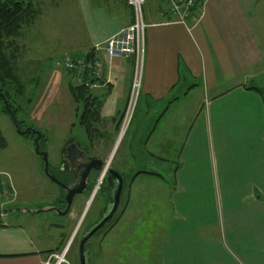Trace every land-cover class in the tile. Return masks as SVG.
<instances>
[{
	"label": "crops",
	"instance_id": "1",
	"mask_svg": "<svg viewBox=\"0 0 264 264\" xmlns=\"http://www.w3.org/2000/svg\"><path fill=\"white\" fill-rule=\"evenodd\" d=\"M50 1L34 0V18L19 31L42 22ZM68 1L77 12L68 20V48L59 57L82 56L131 22L124 0H77L80 12L76 0ZM259 1L203 0L202 6L194 5L198 16L186 28L166 22L161 1L145 0L143 67L135 105L140 99L141 112L148 115L157 102L174 98L158 114L168 121L147 150L172 163V186L164 189V220L154 231L159 245L152 264H264V108L259 96L246 89L264 73V45L256 29ZM75 16L78 25L73 26ZM48 51L53 54L37 52L34 67L48 73L47 78L59 71L51 64L44 67L43 60L53 61L59 54ZM18 54L12 59L16 71L21 66ZM91 57L97 81L88 91L98 101L100 117L93 125L104 133L108 124L116 125L126 105L132 58L108 61L102 50ZM149 176L164 183L162 175ZM5 214L0 264H40L44 251L55 246L30 235L21 219L5 220Z\"/></svg>",
	"mask_w": 264,
	"mask_h": 264
},
{
	"label": "rangeland",
	"instance_id": "2",
	"mask_svg": "<svg viewBox=\"0 0 264 264\" xmlns=\"http://www.w3.org/2000/svg\"><path fill=\"white\" fill-rule=\"evenodd\" d=\"M50 2L42 22L19 31L22 27L20 25L15 35L2 38V53L6 58L14 60L16 52H19L16 63L24 67L17 68V87L24 91L20 92V95L17 94L18 96L16 86L9 91L10 95H13V91L15 93L14 99L10 97L17 109L14 119L19 130L32 128L43 136L38 141V150L45 153L47 167L51 168L61 161L60 154L67 140L73 139L82 143L85 138L77 118L80 106H75L66 92L69 77L64 75L61 69H58V75L49 78L46 76L48 73L43 75L40 69H34L37 52L47 51L53 54L48 50H56L59 54L51 58L58 56L55 60H59L63 57L59 56L68 48V20L72 21V12H77L69 7L68 0ZM76 3L79 11L77 0ZM144 7L145 3L142 14ZM257 9L256 15L260 22L256 24V29L261 33L259 37L264 45V0L259 1ZM75 18L76 16L72 22L73 26L78 25ZM43 61L44 67L50 68L51 59ZM132 71L133 69L131 74ZM252 85L263 89L264 73L253 84L250 82L246 86ZM180 88L182 91L184 87ZM139 89L140 85L137 97ZM170 100L172 97L157 102L153 105L155 107L150 108L148 115H145L141 112L140 104L143 102L139 99L122 133L121 115L116 120V125L108 124L109 127L102 131L104 133L90 143L91 153H95L101 161H107L108 168L123 176L127 173L126 181L133 178V182L122 190L110 226H106L107 230L104 233H95L88 240L89 264H152L159 245L158 236L154 231L164 220V189L172 186V163L168 159L162 161L156 155H149L147 150L155 143V139H159L160 132L168 121V117L161 118L158 114H162L163 108L168 106ZM187 101L189 100L180 101L177 107ZM2 106L0 101V133L5 140V147L0 150V183L12 191L7 196L0 197V209L7 207V204L10 207L29 210L52 207L50 205H54L58 198L57 188L42 173V160L34 151L33 135H19L10 117L2 112ZM153 131L152 137L145 145V140ZM117 137L118 140L115 141ZM144 172L162 175L166 182L162 183ZM99 175L100 173L88 193L75 200L70 213L64 217L55 212L33 215L10 212L5 214L4 219H21V223L19 220L15 223L21 224L30 235L35 233V237L43 239L49 247L55 246L57 252L67 245L65 258L69 264H77V240L86 229L98 221L100 213L105 209L106 193L99 189L103 177L101 183H97L99 185L95 192L91 194ZM128 189H131V198L127 207ZM8 199L9 203L3 202ZM1 217L0 214V221Z\"/></svg>",
	"mask_w": 264,
	"mask_h": 264
},
{
	"label": "built area",
	"instance_id": "3",
	"mask_svg": "<svg viewBox=\"0 0 264 264\" xmlns=\"http://www.w3.org/2000/svg\"><path fill=\"white\" fill-rule=\"evenodd\" d=\"M164 6V11L168 15V23H175L188 27L189 19L194 20V5L203 0H159ZM145 0H126V5L131 10V22L126 27L109 37L102 43L92 46V52L104 51L108 61L112 58L130 56L132 58V74L129 85V93L120 122V133H122L132 115L136 104L138 88L141 82V70L143 67V33L145 24L142 17V7ZM190 25V24H189ZM51 66L56 69L81 72L85 63L80 58H73L63 55L59 60L51 61ZM103 172L100 173L101 178ZM98 178V179H99ZM4 187V186H3ZM8 195L6 187L0 189V197ZM66 249L53 253L40 261V264H67L65 259Z\"/></svg>",
	"mask_w": 264,
	"mask_h": 264
},
{
	"label": "trees",
	"instance_id": "4",
	"mask_svg": "<svg viewBox=\"0 0 264 264\" xmlns=\"http://www.w3.org/2000/svg\"><path fill=\"white\" fill-rule=\"evenodd\" d=\"M33 1L34 0H0V94L6 99L7 109L4 107V102L1 97L0 101L3 104L2 112L8 116L9 112L13 113L14 116L17 112L16 107L12 104L15 93L13 91V95H10L9 91L13 86L17 87V82L19 83V80L17 79L13 60L6 58L2 53V38L15 35L20 25L28 22L30 23L33 20L35 13L33 10ZM124 3L126 4V0H124ZM197 16L198 13H194V17L196 18ZM91 52L92 51L89 50L82 56H72L73 58H80L84 61L85 67L81 72L76 73L75 71L62 70L67 76L69 74L72 78L77 80V84L67 82L66 88L71 101L75 106H80L81 110L78 114V123L86 133L89 132L90 127L98 123L100 119L98 114V101L88 91V86L97 81V78L91 74L93 68ZM246 89L255 92L259 96L264 108V89L257 88L253 85L246 87ZM23 90L24 89L20 90V88L17 87L16 95H20V92L23 93ZM172 100H174V98ZM42 138L43 136L41 135L40 140ZM4 147L5 140L0 133V150ZM144 173L160 177V175L156 173ZM164 182H166L165 179ZM0 189H4V187L1 185ZM106 190L107 196L108 188ZM7 191L11 193L12 190L7 188Z\"/></svg>",
	"mask_w": 264,
	"mask_h": 264
},
{
	"label": "flooded vegetation",
	"instance_id": "5",
	"mask_svg": "<svg viewBox=\"0 0 264 264\" xmlns=\"http://www.w3.org/2000/svg\"><path fill=\"white\" fill-rule=\"evenodd\" d=\"M78 118V117H77ZM99 130H97V128L95 126L90 127L89 132H85L84 131V138H85V142L79 143L73 139H69L65 142V144L63 145L62 148V153L60 154V158L61 161H59L58 165H54L53 167H47V171L48 173L55 178L58 182H60L62 185H64L65 187H70L72 185H74L77 181L78 175L83 171V169L87 166H94L96 165V163L94 162H89L87 160V157H97V155L95 153H91L89 150L90 147V143H92L93 139H97L100 136ZM41 135V134H40ZM96 155V156H95ZM58 158V157H57ZM100 159V158H98ZM101 160V159H100ZM65 165V167H63V163ZM43 168V165H42ZM43 173V170H42ZM100 173V171H96V170H90L86 176V179L84 181V184L81 186V192L78 194L73 195L68 211L63 215V217L65 215H67V213H70L72 204L75 200L80 199V197L84 196L86 193H88V191L91 189L92 184L95 181V178L98 176V174ZM121 174V173H120ZM127 174V173H126ZM126 174L123 176V174H121V178H122V190L126 187L127 184H131L133 182V178H129L128 181H126ZM45 176V175H44ZM46 177V176H45ZM102 177L104 178L103 182H99L100 188L99 189H103L104 193H106V189L108 188V195L105 197V209L100 213L98 219H100V217L109 209L110 207V192L114 186V181L111 179V177L109 175L106 174V172L103 173ZM48 179V177H46ZM50 181V179H48ZM51 183H53L52 181H50ZM96 183V182H95ZM55 185V187L57 188V192H58V198H56L55 204L54 205H50L56 209H58L59 211H62L65 208V202H64V195H65V191L62 188H59L55 183H53ZM98 187V186H97ZM121 190V192H122ZM106 195V194H105ZM8 199L7 201H3L6 204L9 203ZM120 201V199H119ZM119 204V203H118ZM11 205V204H10ZM7 207H4L3 209H8L14 206H8V204L6 205ZM118 206V205H117ZM112 219V218H111ZM111 219L104 225V227L102 229H100L97 233H104L107 230V227L110 226V222ZM109 224V225H108ZM108 225V226H107ZM107 226V227H106ZM88 229H86L81 236L87 231ZM81 237H79L80 239ZM79 239L77 240V247H76V258H77V264L78 263V242ZM88 243V241H87ZM86 243V247H85V251H86V264H89V261L87 260V256H88V244ZM57 250L54 247V249H49V251H44V257L51 255L53 253H56ZM66 259V258H65ZM67 264L68 261L66 259Z\"/></svg>",
	"mask_w": 264,
	"mask_h": 264
},
{
	"label": "water",
	"instance_id": "6",
	"mask_svg": "<svg viewBox=\"0 0 264 264\" xmlns=\"http://www.w3.org/2000/svg\"><path fill=\"white\" fill-rule=\"evenodd\" d=\"M0 97L3 99L4 107L7 109V102H6L5 97L2 94H0ZM9 117L12 123L15 125L16 130L19 135H24L26 133H30L33 135V148H34L35 153H37V155L41 157L42 165H43V168H42L43 174L46 177H48L50 181L55 183L59 188H62L65 191V195H64L65 208L62 211H59L58 209L54 207H45V208H41L38 210H29V209L21 208V207H11L8 209H0V214L10 213V212H21V213H27V214L33 215V214H39V213L55 212L57 213V215L63 216L68 211L73 195L81 192V186L84 184L86 176L90 170L93 169L96 171H100V173L106 172V174L109 175L111 179L115 182L110 192L109 209L100 217V219H98L96 223H94L92 226L88 228V230L82 235V237L80 238L78 242V263L86 264V251H85L86 246L85 245L87 241L91 238V236H93L96 232H98L100 229L104 227V225L113 217L117 209V205L119 203L120 194L122 190V178L120 174L114 171L113 169L108 168L107 161L103 162L100 159L91 156V157H87V160L89 162L96 163V165H94L93 167L90 165H87L83 169V171L78 175L76 183L70 187H65L60 182H58L55 178H53L47 171L46 155L44 152L38 150V147H39L38 141L41 138L40 133L32 128H25L24 130H19L16 120L14 119L13 113L9 112ZM97 183L98 181H96L91 194H93Z\"/></svg>",
	"mask_w": 264,
	"mask_h": 264
},
{
	"label": "bare ground",
	"instance_id": "7",
	"mask_svg": "<svg viewBox=\"0 0 264 264\" xmlns=\"http://www.w3.org/2000/svg\"><path fill=\"white\" fill-rule=\"evenodd\" d=\"M101 179H102V178H99V179H98V182H101ZM98 185H99V184L96 185V187H95V189H94V192H95V190H96V188H97Z\"/></svg>",
	"mask_w": 264,
	"mask_h": 264
}]
</instances>
